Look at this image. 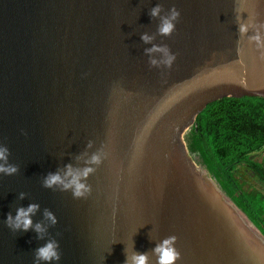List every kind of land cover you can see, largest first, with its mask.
Instances as JSON below:
<instances>
[{"label":"water","instance_id":"1","mask_svg":"<svg viewBox=\"0 0 264 264\" xmlns=\"http://www.w3.org/2000/svg\"><path fill=\"white\" fill-rule=\"evenodd\" d=\"M157 3L180 11L171 36L156 35L159 18L149 11ZM242 6L264 21V0ZM235 7L0 0V143L18 166L0 174V264H33L35 249L52 238L61 258L51 264H124L133 250L155 264L151 249L169 235L177 237L176 264H264V229L196 127L195 115L213 100L264 98V56L239 37ZM143 33L155 38L145 43ZM153 44L175 54L170 68L149 65ZM101 146L107 158L88 177L87 198L42 186L49 172L83 167L81 154ZM30 203L40 206L31 218L46 229L43 239L34 227L4 224Z\"/></svg>","mask_w":264,"mask_h":264},{"label":"clouds","instance_id":"2","mask_svg":"<svg viewBox=\"0 0 264 264\" xmlns=\"http://www.w3.org/2000/svg\"><path fill=\"white\" fill-rule=\"evenodd\" d=\"M244 0H236V7L234 8L235 20L238 25V34L240 38L247 37L249 43H254L255 47L261 50L262 56H264V21H258L254 14H249L242 6ZM247 12L248 17L246 20L241 18V13ZM151 18H159V23L156 28V35L160 36H171L175 31L176 22L180 17V11L173 5L167 12H164L163 5L157 3L149 11ZM251 31V35L249 32ZM155 38L154 35L143 33L141 40L145 43H150ZM145 53L148 55V63L150 66L159 68L164 66L170 68L176 59L174 53H172L167 45L164 44H153L151 48H146ZM154 53L161 54L157 58ZM26 135L27 133L23 132ZM93 141L89 140L87 147L91 148ZM9 148L0 143V174L14 175L18 172V166L9 163ZM84 159L83 167H73L71 164L65 165L63 174L61 170L56 172H49L42 181V186L46 189L70 191L74 199L87 198L91 194V185L87 183V179L90 174L96 171V168L102 164L107 158V153L101 146L90 155L87 153L81 154ZM81 157H77L80 159ZM25 193L19 194V199L25 197ZM39 204L30 203L27 207H17L15 215L11 212L7 214L4 224L12 231H28L34 227L37 232L38 239H43V234L46 231L40 223H36L33 226L32 216L39 209ZM44 216L51 222V225L57 224V217L48 209L44 210ZM177 237L175 235H169L163 238L159 243L155 244V247L151 249L152 255L155 257V264H176V261L180 258V252L176 249ZM61 253L59 252V242L55 239H49L43 246L35 249L33 264H41V262H48L51 264L53 261H59ZM124 264H149V253L148 251L138 253L132 251L130 253L125 252Z\"/></svg>","mask_w":264,"mask_h":264},{"label":"trees","instance_id":"3","mask_svg":"<svg viewBox=\"0 0 264 264\" xmlns=\"http://www.w3.org/2000/svg\"><path fill=\"white\" fill-rule=\"evenodd\" d=\"M195 116L199 132L264 229V192L236 175L244 165L264 188V158H252L264 148V98L221 97L205 104Z\"/></svg>","mask_w":264,"mask_h":264},{"label":"rangeland","instance_id":"4","mask_svg":"<svg viewBox=\"0 0 264 264\" xmlns=\"http://www.w3.org/2000/svg\"><path fill=\"white\" fill-rule=\"evenodd\" d=\"M252 158L256 160L263 159L264 158V148L261 151L253 153ZM236 175L239 176L241 180H244L248 186L255 187L264 192L263 186L244 165H240L237 168Z\"/></svg>","mask_w":264,"mask_h":264}]
</instances>
